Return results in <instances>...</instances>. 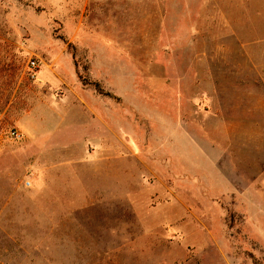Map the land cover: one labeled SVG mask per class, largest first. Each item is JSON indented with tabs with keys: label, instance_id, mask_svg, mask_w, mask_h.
<instances>
[{
	"label": "rangeland",
	"instance_id": "rangeland-1",
	"mask_svg": "<svg viewBox=\"0 0 264 264\" xmlns=\"http://www.w3.org/2000/svg\"><path fill=\"white\" fill-rule=\"evenodd\" d=\"M0 111V264H264V0H0Z\"/></svg>",
	"mask_w": 264,
	"mask_h": 264
},
{
	"label": "built area",
	"instance_id": "built-area-1",
	"mask_svg": "<svg viewBox=\"0 0 264 264\" xmlns=\"http://www.w3.org/2000/svg\"><path fill=\"white\" fill-rule=\"evenodd\" d=\"M36 68H37V64L34 60L29 62V70L31 71L32 74L36 73Z\"/></svg>",
	"mask_w": 264,
	"mask_h": 264
},
{
	"label": "trees",
	"instance_id": "trees-1",
	"mask_svg": "<svg viewBox=\"0 0 264 264\" xmlns=\"http://www.w3.org/2000/svg\"><path fill=\"white\" fill-rule=\"evenodd\" d=\"M94 85H95V88L97 89V91H98L100 94H103V95H105V96H110V94L105 93V92L101 89V87H100L99 84H94ZM0 112H1V111H0Z\"/></svg>",
	"mask_w": 264,
	"mask_h": 264
}]
</instances>
